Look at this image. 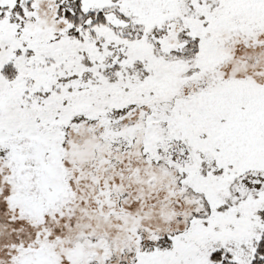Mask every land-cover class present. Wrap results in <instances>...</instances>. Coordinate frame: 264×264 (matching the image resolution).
Instances as JSON below:
<instances>
[{
  "label": "snow or ice",
  "instance_id": "snow-or-ice-1",
  "mask_svg": "<svg viewBox=\"0 0 264 264\" xmlns=\"http://www.w3.org/2000/svg\"><path fill=\"white\" fill-rule=\"evenodd\" d=\"M0 264H264V0H0Z\"/></svg>",
  "mask_w": 264,
  "mask_h": 264
}]
</instances>
